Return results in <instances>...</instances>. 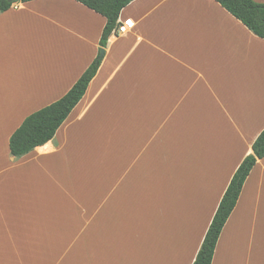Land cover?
Returning <instances> with one entry per match:
<instances>
[{
    "label": "crops",
    "instance_id": "0c3cea01",
    "mask_svg": "<svg viewBox=\"0 0 264 264\" xmlns=\"http://www.w3.org/2000/svg\"><path fill=\"white\" fill-rule=\"evenodd\" d=\"M128 20L55 138L15 159L12 135L72 89L106 19L75 0L0 11V264H193L253 153L264 39L215 0H135ZM212 264H264V158Z\"/></svg>",
    "mask_w": 264,
    "mask_h": 264
},
{
    "label": "trees",
    "instance_id": "16d2710c",
    "mask_svg": "<svg viewBox=\"0 0 264 264\" xmlns=\"http://www.w3.org/2000/svg\"><path fill=\"white\" fill-rule=\"evenodd\" d=\"M36 0H20L28 3ZM106 19V26L100 39L98 56L82 74L72 89L55 103L28 116L10 139L11 155L20 159L52 141L59 128L85 96L91 81L103 62L109 39L118 27L119 16L124 8L135 0H75ZM227 12L245 25L255 36L264 39V4L254 0H215ZM14 4L0 0V11H8ZM103 52V53H102ZM248 155L232 177L222 197L202 246L193 264H212L221 233L233 213L243 186L257 162L264 158V130L252 146Z\"/></svg>",
    "mask_w": 264,
    "mask_h": 264
},
{
    "label": "rangeland",
    "instance_id": "374dc122",
    "mask_svg": "<svg viewBox=\"0 0 264 264\" xmlns=\"http://www.w3.org/2000/svg\"><path fill=\"white\" fill-rule=\"evenodd\" d=\"M41 256L43 264H61L60 261H65L64 252H42Z\"/></svg>",
    "mask_w": 264,
    "mask_h": 264
},
{
    "label": "built area",
    "instance_id": "2783aa9c",
    "mask_svg": "<svg viewBox=\"0 0 264 264\" xmlns=\"http://www.w3.org/2000/svg\"><path fill=\"white\" fill-rule=\"evenodd\" d=\"M135 27V23L132 20L125 21L123 23H118V27L114 33V35H124L128 33V31L132 30Z\"/></svg>",
    "mask_w": 264,
    "mask_h": 264
},
{
    "label": "water",
    "instance_id": "95a60500",
    "mask_svg": "<svg viewBox=\"0 0 264 264\" xmlns=\"http://www.w3.org/2000/svg\"><path fill=\"white\" fill-rule=\"evenodd\" d=\"M11 2H14V3H17L19 2L20 0H10ZM103 53V52H102Z\"/></svg>",
    "mask_w": 264,
    "mask_h": 264
}]
</instances>
